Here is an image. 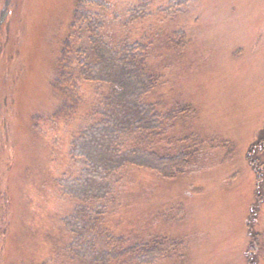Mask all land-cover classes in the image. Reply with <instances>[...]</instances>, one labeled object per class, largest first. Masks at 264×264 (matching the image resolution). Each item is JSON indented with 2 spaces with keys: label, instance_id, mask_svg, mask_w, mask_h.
<instances>
[{
  "label": "rangeland",
  "instance_id": "374dc122",
  "mask_svg": "<svg viewBox=\"0 0 264 264\" xmlns=\"http://www.w3.org/2000/svg\"><path fill=\"white\" fill-rule=\"evenodd\" d=\"M92 24L115 50L148 44L161 83L142 101L175 115L153 149L192 155L171 179L115 175L102 230L175 243L155 264H264V181L259 194L248 160L264 130V0H0V264H92L68 252L64 220L80 203L58 182L85 169L72 143L101 120L111 86L79 82L73 117L53 88L62 56L96 62ZM254 158L264 170V150Z\"/></svg>",
  "mask_w": 264,
  "mask_h": 264
},
{
  "label": "trees",
  "instance_id": "16d2710c",
  "mask_svg": "<svg viewBox=\"0 0 264 264\" xmlns=\"http://www.w3.org/2000/svg\"><path fill=\"white\" fill-rule=\"evenodd\" d=\"M148 7L144 2L133 14L145 17ZM138 15L133 17L138 19ZM90 32L89 42L96 62L86 64L79 59L75 63L62 56L58 63L60 74L53 81L62 107L72 117L82 103L78 96L79 82L111 86V93L99 111L101 120L84 130L72 143L71 155L74 159L84 160L85 169L77 179L58 182L65 195L80 203L73 215L64 220L65 228L74 236L68 252L92 264H155L170 254L176 244L161 239L128 245L122 238H114L102 230V218L106 214L104 202L114 190L111 179L128 167L151 170L171 179L184 173L192 155L189 151H182L173 156H161L153 149L159 142L164 124L175 119V115L170 113L161 118L155 106L142 101L161 83L160 78L148 69V44H126L115 50L99 35L95 24ZM262 150L264 130L248 153L249 163L258 179L259 194L264 170L258 165L254 153ZM94 203L99 204L92 208ZM252 213L249 236L255 237L252 233L256 210ZM249 264H256L255 259Z\"/></svg>",
  "mask_w": 264,
  "mask_h": 264
}]
</instances>
